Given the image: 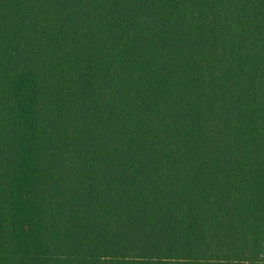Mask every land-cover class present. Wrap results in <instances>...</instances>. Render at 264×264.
<instances>
[{"label": "trees", "instance_id": "1", "mask_svg": "<svg viewBox=\"0 0 264 264\" xmlns=\"http://www.w3.org/2000/svg\"><path fill=\"white\" fill-rule=\"evenodd\" d=\"M0 264H264V0H0Z\"/></svg>", "mask_w": 264, "mask_h": 264}]
</instances>
